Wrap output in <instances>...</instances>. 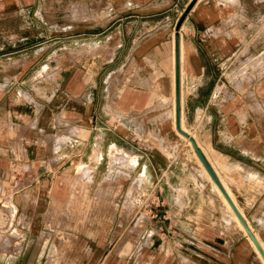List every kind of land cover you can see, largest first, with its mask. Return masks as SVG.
Instances as JSON below:
<instances>
[{"label": "crops", "instance_id": "obj_1", "mask_svg": "<svg viewBox=\"0 0 264 264\" xmlns=\"http://www.w3.org/2000/svg\"><path fill=\"white\" fill-rule=\"evenodd\" d=\"M190 1L0 0V231L23 232L3 240L16 256L39 231L108 232L145 192L164 219L98 264H264L172 115L179 32L181 125L264 249V61H240L261 51L244 27L264 0H198L177 31Z\"/></svg>", "mask_w": 264, "mask_h": 264}, {"label": "rangeland", "instance_id": "obj_2", "mask_svg": "<svg viewBox=\"0 0 264 264\" xmlns=\"http://www.w3.org/2000/svg\"><path fill=\"white\" fill-rule=\"evenodd\" d=\"M70 10V19H75L81 17H88L87 7H79L78 5L71 4L69 6ZM185 12V11H184ZM83 13H86L84 16ZM107 11H102L103 25H107L110 20L106 19ZM85 19H89L85 18ZM72 23V20L70 21ZM178 23V22H177ZM245 33H259V46L260 53L257 54H243L240 55V61L249 63H261L264 61V10L261 17V21L251 23L247 22L244 27ZM258 41V40H257ZM254 41L251 38L246 39L245 45H253ZM247 67V65H246ZM242 72V71H241ZM247 72V71H246ZM187 131V130H186ZM188 132V131H187ZM182 139H185L181 136ZM187 141V138L185 139ZM119 161L127 160L126 157L118 158ZM137 200L135 199V202ZM8 209H11L9 214V220L13 218V204L7 200ZM147 199L143 200L141 203H134V199L124 200L121 203L118 217H117V226L108 232L96 230V229H87L81 231V235L78 236L75 231L66 230L57 228L55 230H46L39 231L40 234H46V237H40L38 243L31 244L34 242L33 239H28L26 245H22V253L20 256H16L19 253L14 250H20L21 246L8 245L3 246V240L9 238L12 243L20 240L18 236H23L22 231L14 230H4L0 231V250L6 256L2 255L0 257V264H98L99 258H107L111 256H121L124 258L126 254L130 252L139 253L141 249L137 246H133V240L139 236L146 238L151 231H148L143 235V228L148 222H154L160 218L164 219V215L158 213L154 207L148 206ZM152 208V209H151ZM58 216V215H56ZM59 218V217H58ZM55 220L58 219L55 217ZM84 220L90 221L93 225V222H97L95 215L86 214ZM133 226L130 227V225ZM6 229V228H5ZM50 233V234H49ZM45 237V239H44ZM101 237V238H100ZM140 237V238H141ZM16 238V239H14ZM104 239V240H103ZM132 240V241H131ZM101 245L99 243H104ZM6 244V242H5ZM32 252L30 257V262L28 261V255ZM14 253V254H13ZM38 254V256H37ZM37 256L36 261L35 258Z\"/></svg>", "mask_w": 264, "mask_h": 264}, {"label": "water", "instance_id": "obj_3", "mask_svg": "<svg viewBox=\"0 0 264 264\" xmlns=\"http://www.w3.org/2000/svg\"><path fill=\"white\" fill-rule=\"evenodd\" d=\"M197 1L198 0H191L190 1L187 9L182 14V16L180 17V19H179V21L177 23V26H176L177 31L180 30L181 25H182L186 15H187V13L193 8V6L197 3ZM175 78H176V82H175V108H176V127H177V130L191 141V143H192V145H193V147L195 149L196 154L198 155V157L202 161L203 165L207 169L208 173L210 174V176L212 177L214 182L218 185V187L222 191V193L225 196V198L227 199V201L230 203V205L233 208L234 212L236 213V215L238 216V218L240 219V221L244 225V227L247 230L248 234L250 235V237L252 238V240L254 241L255 245L257 246L258 250L260 251L261 255L264 258V249H263V247L261 246V244L259 243V241L255 237V235L251 231L250 227L248 226V224L246 223V221L244 220V218L240 214L238 208L236 207V205L233 202L232 198L228 194L227 190L225 189L224 185L222 184L220 178L218 177V175L215 172L214 168L212 167L211 163L209 162L207 157L204 155V153L201 150V148L198 146L197 141L195 140V138L189 132H187L185 129L182 128V125H181L182 88H181L180 34H179V32L176 34V71H175Z\"/></svg>", "mask_w": 264, "mask_h": 264}, {"label": "bare ground", "instance_id": "obj_4", "mask_svg": "<svg viewBox=\"0 0 264 264\" xmlns=\"http://www.w3.org/2000/svg\"><path fill=\"white\" fill-rule=\"evenodd\" d=\"M183 46V45H182ZM185 47V46H184ZM180 50H182V47H181V49ZM175 52V51H174ZM181 52V51H180ZM185 53H187V52H185ZM183 55V54H182ZM110 56V55H109ZM183 56H185V55H183ZM176 57V56H175ZM172 59H173V57H172ZM187 61V60H186ZM173 63V62H172ZM181 64H183L182 62H181ZM173 65V64H172ZM168 67V66H167ZM172 67H174V66H172ZM182 67V66H181ZM169 69V68H168ZM183 69V68H182ZM172 70V69H171ZM175 70V69H174ZM170 72V71H169ZM173 72V71H172ZM182 72V71H181ZM174 75H175V73H174ZM182 76V75H181ZM111 78V77H110ZM159 81V80H158ZM172 81V80H171ZM171 83V82H170ZM156 84V83H155ZM138 85V84H137ZM168 85V84H167ZM172 89V88H171ZM166 90H167V88H166ZM173 90V89H172ZM156 91V90H155ZM170 92V91H169ZM136 93V92H135ZM152 93V92H151ZM172 93V92H171ZM130 94V93H129ZM160 94V93H159ZM170 95H172V94H170ZM168 96V95H167ZM184 96V95H183ZM136 98H137V96H136ZM159 97H157V99H158ZM171 98V97H170ZM172 100V99H171ZM162 102H164V101H162ZM162 105V104H161ZM172 115H173V117H174V123H175V117H176V111H175V86H174V95H173V107H172ZM176 127V126H175ZM182 127H183V129H185L186 130V128H185V126H184V124H183V121H182ZM176 131L181 135V136H183V137H185L182 133H180L178 130H177V128H176ZM186 138V137H185ZM187 141L192 145V143H191V141L187 138ZM197 157H198V155H197ZM126 159L128 160V158L126 157ZM130 159V158H129ZM200 159V158H199ZM202 162V161H201ZM204 166V165H203ZM204 168H205V166H204ZM206 169V168H205ZM81 170H82V168H81ZM86 170V169H85ZM88 170V169H87ZM83 171V170H82ZM85 171H83V173H84ZM206 173L209 175V177L211 178V176H210V174L208 173V171H207V169H206ZM139 177V176H138ZM142 179V178H141ZM212 179V178H211ZM212 181H214L213 179H212ZM215 183V182H214ZM216 184V183H215ZM217 185V184H216ZM217 187H218V185H217ZM219 188V187H218ZM98 196V195H97ZM97 199H99V198H97ZM96 201V200H95ZM92 202H94V201H92ZM94 203H96V202H94ZM82 207V206H81ZM103 207V206H102Z\"/></svg>", "mask_w": 264, "mask_h": 264}, {"label": "built area", "instance_id": "obj_5", "mask_svg": "<svg viewBox=\"0 0 264 264\" xmlns=\"http://www.w3.org/2000/svg\"><path fill=\"white\" fill-rule=\"evenodd\" d=\"M145 199H146V194L144 192V193H141L140 196L137 198V202L141 203Z\"/></svg>", "mask_w": 264, "mask_h": 264}]
</instances>
